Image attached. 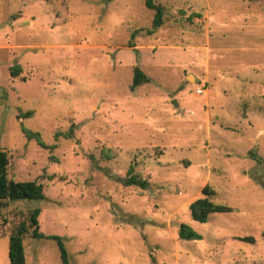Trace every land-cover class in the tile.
<instances>
[{
  "label": "rangeland",
  "instance_id": "374dc122",
  "mask_svg": "<svg viewBox=\"0 0 264 264\" xmlns=\"http://www.w3.org/2000/svg\"><path fill=\"white\" fill-rule=\"evenodd\" d=\"M145 1L0 0V149L43 187L2 210L0 264L34 207L68 264H264V0H151L156 28ZM135 67L149 81L132 90ZM205 184L232 210L200 223ZM23 250L60 264L51 238Z\"/></svg>",
  "mask_w": 264,
  "mask_h": 264
},
{
  "label": "trees",
  "instance_id": "16d2710c",
  "mask_svg": "<svg viewBox=\"0 0 264 264\" xmlns=\"http://www.w3.org/2000/svg\"><path fill=\"white\" fill-rule=\"evenodd\" d=\"M145 4L147 7L154 9L152 20L153 28L160 26L162 23L163 8L160 5L153 4L151 0H146ZM148 81V77L138 67H135L131 89L133 90L135 87ZM72 131L73 128H69L67 136L72 134ZM24 135L29 140L34 139L36 144L40 147L49 148L50 151L56 146V144L47 145L41 141L37 132L25 130ZM57 136L58 134H55V137ZM8 165V154L6 151L0 149V215L2 210L7 207L9 203L15 202L16 200L38 201L43 198V187L40 183L34 180H15L11 178L8 174ZM129 174V177L124 179V184L137 185L142 189L146 188V180L134 176L131 169H129ZM213 195V189L208 184H205L200 191V196L188 204L189 216L191 219L204 223L213 212H229L232 210L228 205L213 202L211 200ZM39 213L40 209L38 207L30 209L26 217L14 225L10 233H8V264H26L23 250V238L28 234L33 238L46 237L53 239L59 249L60 264H68V254L61 237L57 235L44 236L39 231ZM5 220L6 219L3 218L2 222H5ZM177 236L182 240H197L201 238V235L186 223L179 224ZM247 238L249 237H244L243 239Z\"/></svg>",
  "mask_w": 264,
  "mask_h": 264
},
{
  "label": "water",
  "instance_id": "95a60500",
  "mask_svg": "<svg viewBox=\"0 0 264 264\" xmlns=\"http://www.w3.org/2000/svg\"><path fill=\"white\" fill-rule=\"evenodd\" d=\"M173 102H175V100Z\"/></svg>",
  "mask_w": 264,
  "mask_h": 264
}]
</instances>
